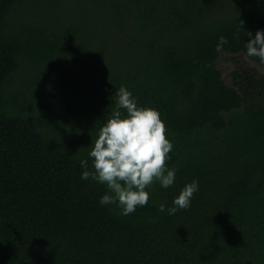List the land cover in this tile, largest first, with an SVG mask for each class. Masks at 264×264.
Masks as SVG:
<instances>
[{
	"label": "trees",
	"instance_id": "trees-1",
	"mask_svg": "<svg viewBox=\"0 0 264 264\" xmlns=\"http://www.w3.org/2000/svg\"><path fill=\"white\" fill-rule=\"evenodd\" d=\"M257 30L264 0H0V264H264ZM122 85L176 169L127 216L80 166ZM193 180L187 210L159 211Z\"/></svg>",
	"mask_w": 264,
	"mask_h": 264
},
{
	"label": "clouds",
	"instance_id": "clouds-1",
	"mask_svg": "<svg viewBox=\"0 0 264 264\" xmlns=\"http://www.w3.org/2000/svg\"><path fill=\"white\" fill-rule=\"evenodd\" d=\"M242 25L241 21L240 30ZM248 36L246 56L257 57L264 64V31L257 30L254 36L252 33ZM227 43V38L220 36L215 50L223 51ZM114 96L115 106L91 142L88 158L80 160L81 179L105 185L107 192L100 198V204H115L121 209L120 214L127 216L137 207L147 205L150 199L147 189L154 184L159 183L162 188L173 186L176 169L168 167L173 145L166 136L159 112L138 106L136 98L123 85ZM198 190V181L193 180L173 199L172 207L161 204L159 211L174 215L187 210Z\"/></svg>",
	"mask_w": 264,
	"mask_h": 264
}]
</instances>
